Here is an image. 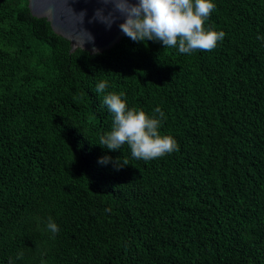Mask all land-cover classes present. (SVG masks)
Returning <instances> with one entry per match:
<instances>
[{"label":"trees","instance_id":"16d2710c","mask_svg":"<svg viewBox=\"0 0 264 264\" xmlns=\"http://www.w3.org/2000/svg\"><path fill=\"white\" fill-rule=\"evenodd\" d=\"M213 2L210 52L124 34L90 55L0 0V264H264V0ZM109 92L159 106L179 150L101 147Z\"/></svg>","mask_w":264,"mask_h":264},{"label":"clouds","instance_id":"9594fccd","mask_svg":"<svg viewBox=\"0 0 264 264\" xmlns=\"http://www.w3.org/2000/svg\"><path fill=\"white\" fill-rule=\"evenodd\" d=\"M104 3H111L112 9L123 17L119 27L134 42L160 41L163 47L191 54L198 50H214L226 35L222 30L205 27L216 9L213 0H137L136 3L131 0H104ZM98 13L103 15L102 9L96 10L97 18ZM83 15L81 12V20ZM105 17L108 19L103 22L109 28L117 19L112 12ZM107 87L108 82L102 80L97 83L96 91L103 93ZM103 103L113 114V121L111 130L100 137L98 144L101 147L115 151L127 144L133 158L146 162L179 150L177 141L171 135L160 134L165 113L159 106L154 109L158 115H149L143 109L129 107L124 94L115 92L105 95ZM111 160L105 155L98 162L107 164ZM123 164L128 163L124 161ZM47 228L54 234L59 232L51 217Z\"/></svg>","mask_w":264,"mask_h":264},{"label":"water","instance_id":"95a60500","mask_svg":"<svg viewBox=\"0 0 264 264\" xmlns=\"http://www.w3.org/2000/svg\"><path fill=\"white\" fill-rule=\"evenodd\" d=\"M27 7L32 16L44 18L55 34L69 42V53L76 49L90 55L101 53L118 43L124 35L119 27L123 17L104 0H27ZM97 9H102L103 13L97 14L99 18L95 15ZM81 12L84 13L82 20ZM110 12L117 19L109 28L103 21L108 19L105 16ZM94 49L98 51L94 52Z\"/></svg>","mask_w":264,"mask_h":264}]
</instances>
